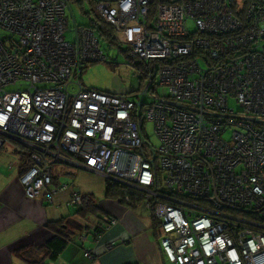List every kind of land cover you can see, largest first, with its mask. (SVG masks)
Here are the masks:
<instances>
[{
    "label": "built area",
    "instance_id": "2783aa9c",
    "mask_svg": "<svg viewBox=\"0 0 264 264\" xmlns=\"http://www.w3.org/2000/svg\"><path fill=\"white\" fill-rule=\"evenodd\" d=\"M67 9L0 0V150L28 163L26 197L79 206L59 172L87 171L152 214L169 264H264V0H98L138 60L126 93L80 83L106 57L90 28L65 39Z\"/></svg>",
    "mask_w": 264,
    "mask_h": 264
},
{
    "label": "crops",
    "instance_id": "0c3cea01",
    "mask_svg": "<svg viewBox=\"0 0 264 264\" xmlns=\"http://www.w3.org/2000/svg\"><path fill=\"white\" fill-rule=\"evenodd\" d=\"M3 149L9 160H0V264H169L158 244L159 233L153 227L152 214L144 207H126L118 199L110 201L104 191V200L100 201L89 191L80 192L93 195L103 214L117 219L114 226L94 239L92 230L97 220L79 218L74 208L71 215V207L66 206L69 191L57 195L51 204L42 198L26 197L18 179L24 159L8 147ZM76 171L79 170L62 169L59 179L64 174L74 179ZM76 189L81 190L79 186ZM61 218L66 219L72 235L55 260L46 258L43 250L38 251L33 262L18 256L16 251L20 248L43 247L53 236L47 224ZM86 251L92 254L91 259L84 256Z\"/></svg>",
    "mask_w": 264,
    "mask_h": 264
},
{
    "label": "rangeland",
    "instance_id": "374dc122",
    "mask_svg": "<svg viewBox=\"0 0 264 264\" xmlns=\"http://www.w3.org/2000/svg\"><path fill=\"white\" fill-rule=\"evenodd\" d=\"M86 13L90 14V4L87 0H84L82 4L74 2L69 3V9H67L69 30L64 34L67 41H72L74 39L75 32L72 29L75 23L80 27L88 25L89 19L87 16L88 14ZM99 43L100 49L106 57V61H96L87 65L81 73L80 83L86 88L111 91L115 93H126L136 90L139 86V81L134 77V73L136 72L138 60L131 58L129 52L126 51L125 46H119L118 44L110 45L107 41L102 39ZM230 105L235 107L234 100L231 99ZM230 133L231 130H228L223 137L228 139ZM146 135L148 140L154 146H158L159 142L152 131L151 124H147L146 126ZM0 160H9L8 155L4 153V149L1 150ZM60 180L61 182L67 183L74 180L75 190L79 191L76 189V187L79 186L82 190L79 192L85 193L89 191L93 193L99 201L104 200V179L99 175L79 170L76 171L74 179L69 175L64 174L61 176ZM107 199L110 201L117 200L115 197ZM139 205L142 206V204ZM68 210H70L69 212L71 215L74 213L73 208H69ZM96 220L100 219L88 215L86 221L93 222Z\"/></svg>",
    "mask_w": 264,
    "mask_h": 264
},
{
    "label": "trees",
    "instance_id": "16d2710c",
    "mask_svg": "<svg viewBox=\"0 0 264 264\" xmlns=\"http://www.w3.org/2000/svg\"><path fill=\"white\" fill-rule=\"evenodd\" d=\"M84 0H68V3L74 2L77 4H82ZM90 4V14H88L89 23L87 27L96 32L100 40L107 41L110 45H117L116 44V38L114 36L113 28L102 19L97 11L95 10V6L98 0H87ZM139 64L137 63L136 67ZM87 66L82 68L83 70ZM81 72V73H82ZM28 163H23L21 165V170L23 167H26ZM104 196L105 198H117L120 203H123V192L119 184L104 180ZM140 204V203H139ZM138 203H135V201L130 202L128 207H136ZM75 209V213L79 216V218H82L84 220H87L88 215L94 216L96 218H99L100 220H97L95 228L92 230V235L94 236V239L101 235L104 230L110 227L108 223H106L105 220H103V217H108L109 215L103 214V210L100 208V206L97 203V200L93 195H82V204L76 207H71ZM111 217V216H110ZM114 218V217H112ZM153 219V227L157 229L159 233V223L156 221V219L152 216ZM89 222V221H88ZM48 228H50L53 232L52 238L43 246L40 248H35L31 246H27L24 248H20L16 251L18 256L22 258L23 260L27 262H33L36 261V254L38 251H44L45 257L49 260H55L60 253L63 251L65 246L67 245L70 236L72 235V232L68 228L67 222L65 218H61L58 221L49 222L47 224ZM158 240L160 237V233L157 235Z\"/></svg>",
    "mask_w": 264,
    "mask_h": 264
}]
</instances>
